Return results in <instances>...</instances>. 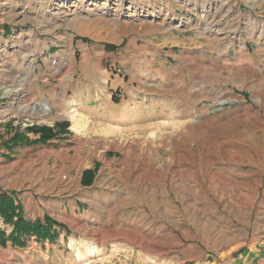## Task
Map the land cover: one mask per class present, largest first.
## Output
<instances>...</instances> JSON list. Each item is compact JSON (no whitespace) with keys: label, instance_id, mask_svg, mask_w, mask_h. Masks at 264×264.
I'll return each instance as SVG.
<instances>
[{"label":"rangeland","instance_id":"rangeland-1","mask_svg":"<svg viewBox=\"0 0 264 264\" xmlns=\"http://www.w3.org/2000/svg\"><path fill=\"white\" fill-rule=\"evenodd\" d=\"M59 121L0 188L68 229L0 264H264V0H0V135Z\"/></svg>","mask_w":264,"mask_h":264},{"label":"trees","instance_id":"trees-1","mask_svg":"<svg viewBox=\"0 0 264 264\" xmlns=\"http://www.w3.org/2000/svg\"><path fill=\"white\" fill-rule=\"evenodd\" d=\"M113 49V45H107ZM70 122L59 121L54 126L32 125L23 131L17 130L13 135L5 138L0 135V145L9 151L20 145L33 146L47 144L54 139L67 138L70 134ZM33 133L36 138H30ZM95 170L88 169L82 184L89 186L93 183ZM67 227L50 216L44 218H28L23 210L21 202L17 199L15 192H7L0 188V245L7 247H26L31 241L37 244H58L63 230Z\"/></svg>","mask_w":264,"mask_h":264},{"label":"crops","instance_id":"crops-1","mask_svg":"<svg viewBox=\"0 0 264 264\" xmlns=\"http://www.w3.org/2000/svg\"><path fill=\"white\" fill-rule=\"evenodd\" d=\"M217 12H219L220 13V11H206V14L208 15V16H210L211 18H212V20L213 21H210V23L208 24L207 23V26H208V28L210 27V29H212V27L214 26V27H216V26H218L219 27V24L218 23H216L215 22V19H216V15L218 14ZM213 15H215V17L213 16ZM228 33H226V35H224V37L223 38H225V36H226V38H228L229 39V36L227 35Z\"/></svg>","mask_w":264,"mask_h":264},{"label":"bare ground","instance_id":"bare-ground-1","mask_svg":"<svg viewBox=\"0 0 264 264\" xmlns=\"http://www.w3.org/2000/svg\"><path fill=\"white\" fill-rule=\"evenodd\" d=\"M46 108H48V107H46Z\"/></svg>","mask_w":264,"mask_h":264}]
</instances>
